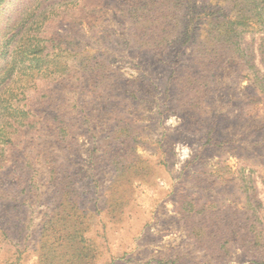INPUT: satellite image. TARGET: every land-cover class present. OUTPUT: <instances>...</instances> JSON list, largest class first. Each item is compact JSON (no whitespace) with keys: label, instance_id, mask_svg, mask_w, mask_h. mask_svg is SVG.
<instances>
[{"label":"rangeland","instance_id":"obj_1","mask_svg":"<svg viewBox=\"0 0 264 264\" xmlns=\"http://www.w3.org/2000/svg\"><path fill=\"white\" fill-rule=\"evenodd\" d=\"M104 3L99 18L79 21L72 0L0 7V116L12 110L8 86L19 93L17 107L29 100L41 119L4 150L0 264H262L264 254L250 253L236 227L253 224L264 249V96L234 66L207 80L200 103L178 107L192 93L184 80H168L170 60L130 46L116 0ZM33 30L105 53L121 76L104 85L84 71L58 80L34 75L25 86L28 78L15 71L6 80V70L19 67L20 36ZM246 38L257 46V36ZM123 117L135 129L126 146Z\"/></svg>","mask_w":264,"mask_h":264},{"label":"trees","instance_id":"obj_2","mask_svg":"<svg viewBox=\"0 0 264 264\" xmlns=\"http://www.w3.org/2000/svg\"><path fill=\"white\" fill-rule=\"evenodd\" d=\"M5 1L0 0V7ZM72 1H76L75 6L79 9L75 15L76 21L95 20L107 6L105 0ZM116 2L114 8L128 24L129 44H132L130 46H137L148 54L166 56L172 65L168 80L182 82L184 80L183 89L192 93V99L184 98L178 107L200 103L198 102L200 96L207 93L204 89L207 80H218L221 71L227 73L234 66L239 67L264 96V0H116ZM21 28L14 36L22 32ZM34 30L30 37L26 32L20 36L19 47L22 57L19 59V67L14 64L13 69L6 70V80L11 78L15 71L22 72L23 76L28 78L24 80L25 86L27 83H33L31 81H34L32 80L34 75L58 80L65 79L66 76L82 77L80 72L84 71L85 76L89 77L87 79L100 80L104 85L117 75L121 76L118 68L104 56L105 53L100 55L93 49L82 50L79 44L66 43V39L58 31L46 30V37L41 38L40 32ZM249 34L252 39L257 36L256 47L247 40ZM47 43L55 48L53 52L48 50L50 46ZM29 51L34 56L29 55ZM59 51H68L72 54L73 61L77 63L72 66L68 60L61 58L62 54ZM38 52L45 55L36 56ZM47 57H55L56 60L51 58L48 65L39 63L38 60L44 61ZM184 58H188L185 63ZM108 86L110 88V85ZM5 91L9 92L5 101L9 102L10 109L16 112L10 110L11 112H3L0 116V145L3 146L0 150V168L4 166L6 154L4 150L8 144L10 146L14 133L21 127L37 128L41 123L37 113L30 108L29 100L22 108L17 107L15 102V97L19 95L17 90L7 86ZM171 100L169 91L165 102L167 110L173 113L172 109H176V105H172ZM119 122L125 133L122 136V145L126 146L127 139L129 142L133 141L132 134L135 129L131 120L125 117ZM65 127H68L67 123L57 126L60 132L65 131ZM64 133L67 134L66 137L69 136L68 131ZM211 141L212 138H208L207 142ZM128 154L129 152L125 151V156ZM71 198L68 193L64 203L70 205ZM236 232L250 253L264 254V249L259 250L261 243H254L256 234L253 224H249L248 227L238 226ZM259 234L261 231L258 237ZM71 244L78 249V244L74 241Z\"/></svg>","mask_w":264,"mask_h":264}]
</instances>
